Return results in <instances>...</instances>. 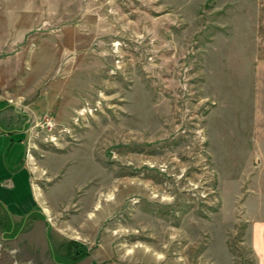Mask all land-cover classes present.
Returning a JSON list of instances; mask_svg holds the SVG:
<instances>
[{
    "label": "rangeland",
    "instance_id": "rangeland-1",
    "mask_svg": "<svg viewBox=\"0 0 264 264\" xmlns=\"http://www.w3.org/2000/svg\"><path fill=\"white\" fill-rule=\"evenodd\" d=\"M0 99V264H256L264 0H0Z\"/></svg>",
    "mask_w": 264,
    "mask_h": 264
},
{
    "label": "crops",
    "instance_id": "crops-1",
    "mask_svg": "<svg viewBox=\"0 0 264 264\" xmlns=\"http://www.w3.org/2000/svg\"><path fill=\"white\" fill-rule=\"evenodd\" d=\"M5 100V99H4ZM0 101L3 103L4 101L0 99ZM10 105V106H9ZM13 106L12 103L10 104L5 103L0 106V112H6L8 108L6 107ZM14 109V108H13ZM15 112H17L14 109ZM19 113V112H18ZM13 125L11 127H1L0 128V136L1 137H6L7 139L13 141V138H19L21 142H26L27 150L31 142V137H32V131L29 127L25 126L24 124L18 125L12 122ZM25 138V139H24ZM20 142V144H22ZM13 144V143H12ZM14 145V144H13ZM11 161L15 162L16 157L12 156ZM251 247L253 250V254L256 259V264H264V224L262 225L259 222H255L252 226V234H251Z\"/></svg>",
    "mask_w": 264,
    "mask_h": 264
},
{
    "label": "built area",
    "instance_id": "built-area-1",
    "mask_svg": "<svg viewBox=\"0 0 264 264\" xmlns=\"http://www.w3.org/2000/svg\"><path fill=\"white\" fill-rule=\"evenodd\" d=\"M38 124V123H37ZM35 126H36V124L35 125H32V126H30V129H31V131L35 128Z\"/></svg>",
    "mask_w": 264,
    "mask_h": 264
},
{
    "label": "trees",
    "instance_id": "trees-1",
    "mask_svg": "<svg viewBox=\"0 0 264 264\" xmlns=\"http://www.w3.org/2000/svg\"><path fill=\"white\" fill-rule=\"evenodd\" d=\"M79 257H81V256L79 255Z\"/></svg>",
    "mask_w": 264,
    "mask_h": 264
}]
</instances>
